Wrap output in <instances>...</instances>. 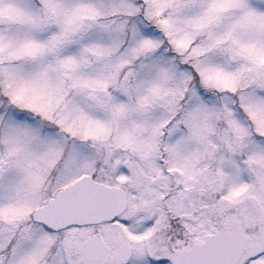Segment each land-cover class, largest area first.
<instances>
[{
  "label": "snow or ice",
  "instance_id": "obj_1",
  "mask_svg": "<svg viewBox=\"0 0 264 264\" xmlns=\"http://www.w3.org/2000/svg\"><path fill=\"white\" fill-rule=\"evenodd\" d=\"M0 264H264V0H0Z\"/></svg>",
  "mask_w": 264,
  "mask_h": 264
}]
</instances>
